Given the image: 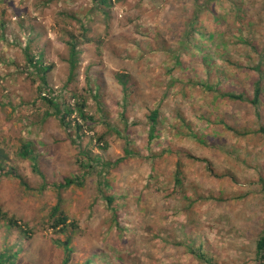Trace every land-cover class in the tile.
<instances>
[{"label": "rangeland", "instance_id": "1", "mask_svg": "<svg viewBox=\"0 0 264 264\" xmlns=\"http://www.w3.org/2000/svg\"><path fill=\"white\" fill-rule=\"evenodd\" d=\"M114 1L99 11L92 0H0V145L4 171L11 172L0 174V207L34 229L23 233L0 219V253L19 250L15 264H63L55 239L65 233L51 227L47 214L61 199L79 226L69 264H256L264 229V0L213 1L219 22L202 14L205 30L217 29L209 50L221 39L227 44L226 87L251 97L262 82L261 117L249 101H216L201 86L179 81L181 69L169 73L164 48L175 44L170 35L192 13V0ZM234 3L243 10L237 20ZM78 19L92 41L82 44L70 79L68 41L72 34L83 40ZM28 46L49 66L48 90L59 103L75 104L76 94L94 117L77 146L71 141L76 112L66 116L68 126L46 116L54 109L39 95L42 80L25 70ZM158 106V130L150 138L149 114ZM179 111L195 134L181 127ZM222 116L248 135L225 129ZM24 143L43 176L21 155ZM126 148L133 153L127 156ZM82 150L103 160L123 158L109 175L121 195L116 212L101 197L98 174L80 167ZM178 166L185 193L204 197L193 205L174 189ZM84 174L82 187L38 191L45 179L56 184ZM182 232L192 234L196 252Z\"/></svg>", "mask_w": 264, "mask_h": 264}, {"label": "trees", "instance_id": "2", "mask_svg": "<svg viewBox=\"0 0 264 264\" xmlns=\"http://www.w3.org/2000/svg\"><path fill=\"white\" fill-rule=\"evenodd\" d=\"M94 6L97 10L102 11L104 7H109L114 5V0H92ZM193 1V11L191 14L188 13V16L182 19L172 31L170 35L175 40V44H170L169 46H165L164 54L169 55L171 60V67L169 69V73L177 71L181 69V76L179 81L184 82L186 85H190L193 87L201 86L204 90L208 91L213 95V98L217 101L218 99L222 98L224 100H232V101H249L253 108L256 111V114L261 117L260 108L263 103L262 96H263V87L262 82L257 81L255 84V89L253 96L246 97V92H238L235 93L230 88H227L226 80L230 77L227 74V71L222 67V63H225L227 60L225 47L227 46L226 41L221 39L218 41L219 44L215 46L213 51L209 50L212 46L211 42L217 41L215 39L217 29L213 32L206 31L204 25L202 24V14L207 11L210 14H213L214 20L219 22L221 18H223L222 14L216 15L215 8L212 6L213 1H220V0H192ZM236 6V20L241 18L242 16V7L241 4L234 3ZM106 17L109 16L105 14ZM110 19V16L109 18ZM80 26L82 28V36L81 40L79 37L75 35H71L70 40L68 41L69 44V63H70V79L74 78L80 51L82 49V44L85 42H91L92 39L88 36L89 27L85 24L84 20H79ZM251 25L252 23L249 22ZM157 33H160L158 30ZM221 33V32H218ZM240 41H244L246 43H251L247 38H242ZM209 42V45L206 43ZM166 44V43H165ZM198 49L199 51L193 52V49ZM29 46L26 49L27 53V66L25 70L34 78V79H41L42 84L39 88V95L41 98L46 101L49 106H51L54 110L47 111L46 116L55 115L59 118L62 125L68 126L69 124L66 122V116H71L74 112L77 113L76 121L74 127L76 128L75 137L71 136V141L74 145L77 146V143L80 141L83 133H86L88 129H91L92 126L89 125V122L94 119V117L86 112V104L84 102L79 103L77 100V95L73 94V97L76 98L74 102L75 104H66L64 102V106H62L57 96L52 94L48 90V82H47V69L49 66H44L42 60L40 58H35L29 52ZM215 54H214V53ZM190 58V59H189ZM201 64V66H200ZM258 68V66L256 67ZM175 82L178 81L174 79ZM174 82V83H175ZM123 85L125 86L124 89L127 90V80L122 81ZM46 95H43L45 92ZM159 109L160 107H156L154 110L151 111L149 114V125H150V138L154 137L158 130V116H159ZM65 113L66 115H64ZM200 117H204L205 115L200 114ZM177 118L181 122V127L190 131V133L195 134L194 127L185 117H183L182 112H178ZM211 122V120H209ZM219 124H223L225 129L232 131L235 135L239 136H247V132L244 131L242 128H238L235 125L229 123L225 117H220ZM258 130V129H257ZM259 130L264 134V125H261ZM255 131L254 129L252 130ZM102 139V138H100ZM238 149L234 146H231V151H237ZM20 153L22 156L29 158L32 161V169L33 171L39 173L43 176L42 171L39 168L37 157L34 155L33 150L29 143H24ZM125 153L128 155L132 154L133 151L131 149L126 148ZM7 154L4 148L0 145V174L9 175V172L4 171L5 165L4 162L6 160ZM191 157V156H190ZM121 158L120 160H122ZM120 160L116 161H109L103 160L99 156L93 157L90 152L82 150L79 151V163L82 169L87 170H94L98 174V184L101 188L100 193L102 194V198L106 200L107 205L110 209L115 210L118 206V198L121 197L120 194L113 192V185L110 183L109 175L113 168L117 167ZM88 174V173H86ZM14 175L18 176L16 173ZM85 174L81 176H73L65 178L63 182L60 183H49L46 179L42 187L38 190L39 192H43L46 189H56L57 191H61L66 188L78 186L82 187L85 183ZM26 189H31L26 182L21 181ZM174 189L179 191L186 197L189 201V205H193L197 199L204 198L203 196L191 198V195L186 194V188L184 187L183 183V176L181 174V169L178 166L175 172L174 178ZM220 198V197H219ZM221 199V198H220ZM48 220L51 224V227L56 232L65 233L64 238H56L55 243L60 246L64 252L63 264H69L72 253H73V235L77 233L79 230L78 223L70 219V216L66 212L65 209L62 208V201L59 199L57 203L52 206L48 211ZM116 220H118V216L115 215ZM0 219L4 220L6 224L10 227H17L23 233L31 234L34 232V229L28 225L26 222H20L15 216H9L6 211H4L0 207ZM119 227V226H118ZM182 234H185L182 232ZM185 243L187 245V249L191 250L193 253L196 252L193 246L192 241V234H185ZM257 251H256V264H264V229L260 233V236L257 241ZM10 248V247H9ZM11 249V248H10ZM19 254V250L12 251V250H5L4 252L0 253V264H15L14 258L17 257ZM198 255L203 258L207 259L206 255L199 251ZM91 260L89 259L86 264H90Z\"/></svg>", "mask_w": 264, "mask_h": 264}]
</instances>
